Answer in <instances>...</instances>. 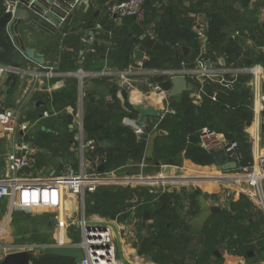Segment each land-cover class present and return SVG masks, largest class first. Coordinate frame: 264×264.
<instances>
[{
    "label": "crops",
    "instance_id": "obj_1",
    "mask_svg": "<svg viewBox=\"0 0 264 264\" xmlns=\"http://www.w3.org/2000/svg\"><path fill=\"white\" fill-rule=\"evenodd\" d=\"M80 1L73 12L62 20L59 30L44 26L30 29L25 24L19 27L24 44L41 52L44 64L39 66L27 62L19 69L15 88L7 99L8 107L15 111V131L5 133L0 128V177L6 173L5 157L13 152L25 154L29 158L30 166L22 171V175L43 178L67 170L75 173L95 170L99 174L117 177L134 176L139 172L144 176L217 172L219 165L215 161L199 168L184 157L182 150L174 154L173 160L157 159L158 154L155 153L157 146L168 140L167 131L158 127L160 119L165 114L174 113L171 104L182 93H187L196 108L201 103H207L202 96L205 83L213 87L210 96L217 91V94L237 93L239 105L235 108L225 105L222 111L225 115L232 112L239 115L238 121L243 120L240 133L248 144L250 157L253 151L264 150V116L256 114L254 110L255 103L264 97V0H153L157 8L156 16L147 22L131 16L121 19L110 16L107 8L121 0ZM167 6H172L186 17L191 22L193 32L200 30L204 35L209 17L219 16L222 21V40L211 46L206 42V36L197 35L200 42L197 53L194 44L185 40L179 41L175 48L170 47L154 34L156 21L162 17ZM90 31H93V37H90ZM120 33H130L135 39L127 65L115 60V54L121 51L119 49L124 42L123 35H118ZM83 38L86 41L91 39L95 43L94 48L83 42ZM140 40L144 47L140 46ZM183 47L187 49L186 55L182 52ZM174 51L182 60H191L193 66H187L183 61L173 64L174 61L170 59ZM150 54L163 59L162 64L157 67L145 66L144 62ZM201 55L206 63L209 61L207 65L219 78L201 83L190 75V69ZM251 66H257L254 73L248 71ZM177 75L192 84V91L184 89L174 95L170 93L175 88L172 78ZM221 79L231 81V87L223 86ZM160 80L169 81L170 87L162 88L158 82ZM154 84H159L165 90L164 95L152 89ZM122 86L127 91L131 105L149 103L162 111L168 108L172 112L165 110L161 118L149 120L145 148L139 160L119 152L108 169H104L102 151L110 142L100 140L107 142L101 148L85 147L86 142L97 141L88 137L83 126L85 102L87 98L102 99L109 118L112 121L119 119L125 125V117L135 119L137 116L127 111L122 116L118 115L122 110L119 96ZM61 90L66 91L65 95L71 93V98L64 96V99H55L54 94ZM33 100L43 101L45 105L34 109L31 107ZM108 103L112 106L108 107ZM221 116L214 118L221 127L217 132L230 139L227 133L235 136L238 131L232 128L233 122L228 123L225 118L220 119ZM246 116L250 117L249 122L245 121ZM189 137L188 134L186 142ZM189 170L191 173H186ZM165 186L164 191L157 185L152 186L157 192L150 193L152 197L148 200H144L143 196L139 199L132 192L134 188H130L132 195L126 199L124 209L115 218L86 212L94 218L115 220L122 253L134 264L264 263L263 215L253 210L257 205L249 197L227 190L222 183L211 180L190 181L180 178ZM141 188L145 187L136 190ZM162 194H165L171 207L167 211L169 219L165 225L168 230L161 232L166 236L164 239H150L152 235L148 232L153 223L152 212L159 206ZM241 197L248 204L245 220L240 219L245 228L249 227L247 239L243 241L235 230L220 227L213 241V251H217L218 255L212 252L202 260L199 253L208 232L213 230L211 224L223 212H228ZM144 202H147L146 205L139 207ZM9 204L8 198L0 200V261L9 252L18 250L27 251L30 257L40 258L47 254L41 252L43 247L69 246L79 240V229L69 224L63 213L62 218L56 220L50 210H9ZM146 211L150 215L147 220L144 218ZM74 216L80 217V212L77 211ZM51 217L54 218L53 224L49 222ZM113 235L117 249L114 231ZM239 248L241 251L237 252ZM191 249H198V253L195 255Z\"/></svg>",
    "mask_w": 264,
    "mask_h": 264
},
{
    "label": "trees",
    "instance_id": "obj_2",
    "mask_svg": "<svg viewBox=\"0 0 264 264\" xmlns=\"http://www.w3.org/2000/svg\"><path fill=\"white\" fill-rule=\"evenodd\" d=\"M145 8V22L148 20L155 19L156 7L153 0H147L144 2ZM4 11V4L0 0V15ZM127 17V16H126ZM129 17V16H128ZM191 22L186 18L181 16L180 12L172 8V6H167L163 10V15L156 21L154 28L155 37L159 40L166 42L170 47L175 48L179 41L185 40L187 42H192L195 47L196 53L200 47V42L197 34L193 32L190 28ZM222 21L219 16L211 15L208 19L207 30L205 32L206 42L214 46L220 42L223 38L221 32ZM123 35L124 42L121 44V51H117L115 54V60L123 65H127L130 62V57L132 54L133 42L135 39L131 37L130 33L118 34ZM140 46L144 47L141 44ZM162 60L159 56L155 54H150L149 59L144 62L147 67L160 66ZM173 64L180 63L183 61L187 66H193L191 60H182L174 51L173 58L170 59ZM162 88L168 89L170 87L169 81H158ZM213 87L210 84L204 85L203 98L207 103H201L197 108L191 103V100L187 97V93H182L178 95L171 107L175 110L174 113L165 114L159 121L158 127L167 131V141L162 142L160 146H157L155 153L157 159L173 160L175 153L177 151H184V157L194 163L195 165L202 168L203 166L211 165L214 162L213 157L206 150L202 149L198 145V135L197 131L201 127H208L215 131L220 130V126L214 121L215 116H221L220 119H226V122H233L231 124L232 128L236 129L238 133L234 135H229L227 137L236 138L239 141V149L243 158L241 160L242 164H248L251 160L249 155L248 144L242 138L240 133V123L243 120H239V115H234L229 112L225 115L222 110H224L225 105L233 106L239 105L237 93L230 92L216 94L215 100L210 99V94ZM61 90L54 94V97L64 99L71 98V93ZM105 104L102 99L94 100L93 98H87L85 102V112L83 117V126L88 137L93 140H107L109 145L103 149L104 161L102 166L104 169H108L109 165L116 158V154L126 153L131 159L139 160L145 148L146 137L149 128L145 127L141 134H136L132 128L123 125L119 119L111 120L105 109ZM222 112V113H221ZM118 113V112H117ZM119 116H122L118 113ZM225 116H228L226 118ZM224 119V120H225ZM246 122H249L250 117L246 116ZM227 124V123H226ZM224 127V126H222ZM240 127V128H239ZM189 134V141L186 142V136ZM230 138V139H233ZM127 190L122 187H112V186H101L97 188L92 193L86 194V211L89 213H98L106 217L115 218L119 216L118 214L124 209L126 204ZM133 194L140 198L144 197V200L150 199L151 194L148 193L147 189L141 188L132 189ZM132 195V193H131ZM165 194L159 197V206L152 212L153 223L150 225V239H158V237L165 238L162 235V230L168 228L165 227L168 222L167 211L171 209L170 203L165 198ZM241 197L239 201L234 202L231 205V211L223 212L221 216L218 217L211 224L212 231L208 232V237L203 241V247L199 257L205 260L209 254H212L214 250V235L220 227H225L227 229L235 230L238 235L244 240L247 239V233L249 232L241 223L240 219L245 220L247 213L245 211L247 203L242 200ZM147 202H144L139 207H143ZM232 211L234 213L232 214ZM154 234H153V233ZM157 233V234H156ZM241 248L237 249L240 252ZM30 264H74L73 259L55 256L51 254H45L40 258L30 257Z\"/></svg>",
    "mask_w": 264,
    "mask_h": 264
},
{
    "label": "built area",
    "instance_id": "obj_3",
    "mask_svg": "<svg viewBox=\"0 0 264 264\" xmlns=\"http://www.w3.org/2000/svg\"><path fill=\"white\" fill-rule=\"evenodd\" d=\"M146 0H121L116 1L107 8L110 16L124 18L134 15L138 21H144ZM264 15V10H263ZM98 28V27H97ZM198 36H204L200 30L196 31ZM83 42L87 39L83 38ZM91 40V39H90ZM89 40V41H90ZM255 67L251 66L248 71L254 73ZM16 72L19 69L12 68L9 65L0 63V86L10 72ZM190 75L199 79L201 83L207 82L212 78H219L206 63V59L201 55L197 58L194 67L190 69ZM174 75V74H173ZM176 75V74H175ZM223 86L231 87V81L221 79ZM124 86V84H123ZM122 86V87H123ZM152 89L156 93H162L163 90L159 84H154ZM202 90V89H201ZM216 93L210 98L214 101ZM172 112L171 109H163ZM255 113L264 116V97H261L254 105ZM166 111V112H167ZM15 111L7 107L0 113V128L5 133L15 131L13 118ZM157 124H155L156 127ZM142 129L135 130L136 134H141ZM198 145L206 150H222L228 161H234L236 168L222 170L219 167L217 172H193L186 171V175L158 173L155 176H143L141 172L137 175H124L117 177L115 175L99 174L95 170L90 172L80 171L72 172L67 170L51 177H35L22 175V171L30 166L29 158L25 154L9 153L6 157V173L0 177V200L9 199V210H34L47 209L54 213V218H62L64 209H69L71 205L76 204L80 217L67 221L79 229V240L69 246H77L82 251V259L74 264H121L115 246L113 231L108 222L115 223V220L109 218H94L86 212L85 198L87 193L94 192L101 186H122L127 188L145 187L149 193L157 192L152 186H159L164 191L166 184L175 183L178 179L211 180L222 183L234 192L244 194L249 197L264 215V150L261 152L253 151L251 160L248 164H242L243 155L239 149L238 142L234 139H227L223 134L208 128L201 127L197 131ZM94 141L86 142L85 147L94 148ZM87 213V214H86ZM57 220V219H56ZM0 226V233H1ZM1 250V247H0ZM250 264V263H249ZM264 264V263H254Z\"/></svg>",
    "mask_w": 264,
    "mask_h": 264
},
{
    "label": "water",
    "instance_id": "obj_4",
    "mask_svg": "<svg viewBox=\"0 0 264 264\" xmlns=\"http://www.w3.org/2000/svg\"><path fill=\"white\" fill-rule=\"evenodd\" d=\"M2 2L4 4V11L0 15V63L9 65L15 69H21L27 62L42 66L44 64V56L41 52L36 51L32 47H27L24 44L19 27L25 24L30 29H33L34 26L36 28L38 26H44L54 31L59 30L62 20L73 12V8L77 6L78 0H2ZM131 17L135 18L134 15ZM89 35L93 37V31H90ZM85 43L89 46L93 45L92 47L94 48V42L85 41ZM182 52L186 55L187 49L183 47ZM207 64H210L209 61ZM17 80L18 74L15 71L10 72L6 76L2 86H0V113L8 107L7 99L14 90ZM117 83H120V81L117 80ZM172 83L175 85V88L170 90L172 95L184 89L192 91V84L186 82L183 76L177 75L173 77ZM119 96L122 101V110L119 111V114L122 115L124 111H127L137 116L135 119L125 117L123 121L126 126L134 130H143L150 119H158L160 113H162L160 108L154 107L149 103L131 105L127 99V91L124 87L119 89ZM44 105L45 103L40 100H33L31 102V107L34 109ZM107 106L110 107L112 104L108 103ZM106 145V141L100 140H97L94 144L98 148L105 147ZM209 154L219 165L220 169L230 170L236 168V163L234 161H228L222 150H211ZM130 197L131 190L129 189L126 198L129 199ZM77 211L78 206L74 204L69 209H64L63 214L67 218V221H71ZM144 218L145 220L150 218L148 211L144 213ZM53 219V217L50 218V224H53ZM261 220L264 221L263 216H261ZM108 224L115 233L117 256L121 264H134L128 261L122 253L116 226L111 222H108ZM144 228H146V222ZM41 252L71 258L74 260V263L79 262L83 257L81 249L77 246L55 245L43 247ZM191 252L196 255L198 249H191ZM213 254L218 255L217 251H213ZM29 258V253L25 250L12 251L3 257L0 264H29Z\"/></svg>",
    "mask_w": 264,
    "mask_h": 264
},
{
    "label": "rangeland",
    "instance_id": "obj_5",
    "mask_svg": "<svg viewBox=\"0 0 264 264\" xmlns=\"http://www.w3.org/2000/svg\"><path fill=\"white\" fill-rule=\"evenodd\" d=\"M218 92H219V91H217V93H218ZM215 93H216V92H215ZM217 93H216V94H217ZM230 138H232V137H230ZM227 139H228V138H227ZM234 140H236V141L238 142V145H239V141H238L237 139H234ZM186 173H187V172H186ZM137 174H138V173H137ZM141 175H143V174L141 173ZM134 176H135V175H134ZM143 176H144V175H143ZM152 176H154V175H152ZM222 207H223V206H222ZM252 208H253V207H252ZM253 210H254V211H257L258 214L263 215L262 211H261L257 206H256V208L254 207ZM263 217H264V215H263ZM263 229H264V226H263Z\"/></svg>",
    "mask_w": 264,
    "mask_h": 264
}]
</instances>
